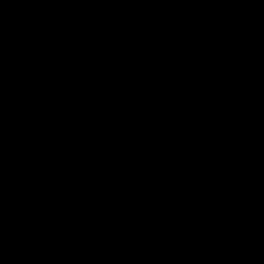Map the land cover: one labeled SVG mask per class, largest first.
Returning <instances> with one entry per match:
<instances>
[{"label": "water", "instance_id": "95a60500", "mask_svg": "<svg viewBox=\"0 0 264 264\" xmlns=\"http://www.w3.org/2000/svg\"><path fill=\"white\" fill-rule=\"evenodd\" d=\"M0 130L46 264H264V0H0Z\"/></svg>", "mask_w": 264, "mask_h": 264}]
</instances>
